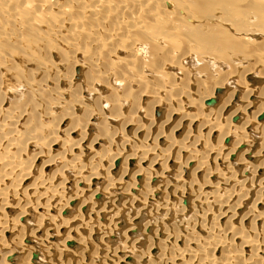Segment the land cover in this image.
I'll return each instance as SVG.
<instances>
[{"label":"bare ground","instance_id":"bare-ground-1","mask_svg":"<svg viewBox=\"0 0 264 264\" xmlns=\"http://www.w3.org/2000/svg\"><path fill=\"white\" fill-rule=\"evenodd\" d=\"M184 1L187 4L186 6L189 5L188 3L190 1L192 2V0H179V4H181L182 8V5H184ZM167 2L170 3L169 0H0V70L5 69L6 73L9 74L8 76H12L14 73L13 68L8 67V63L7 67H3L4 65L6 66V61L4 60H7V58H9L10 60H18L19 57V59L21 60V57L25 55L24 53L26 51H24V55L21 54V50H19L21 53L17 51L18 55L20 54V56L17 58L18 55L14 53L15 50L13 48L20 47V49H22L26 46V50L28 52V55H26L28 57L22 59L23 62L21 66H23L24 68H33L32 72L34 74L41 75L43 74V72L48 73V75H42L39 79H33L32 77L33 80L26 81L24 83L26 84V87H29V92L27 91L28 94L25 93L27 94L26 102L30 101L31 103L29 104H32V101L34 99V101L36 100L40 104H35V106L33 107L28 106L29 109H26L27 107L25 108V106L22 105L24 104V100L21 104H18L17 99L15 100V98H17L18 96L16 93L14 96H17L9 99V104L5 106L8 102L6 90H9V88L11 87L12 91L15 90L16 92V89H14V87L16 88L17 83L13 84L14 87H12V85L7 83V77L5 78L3 74H0L2 75L0 78V150L7 152L3 155H5L6 157L8 156L7 158H5V156H0V201H3V208L5 209V212L0 215V217H3L0 218V223L2 222L1 227H3L5 232L10 233L11 231H14L17 233L16 237L10 236L5 239H2L0 237V249L7 248L10 250V253L7 255L8 258L12 257L13 255H15L17 259L21 258V261L18 264H36L37 261L45 259V254L50 253L51 251H54L56 253L55 256L58 255L61 258L64 256V258H62V262L64 264V260L67 259V253H65L66 250L64 245L65 242H67L66 245H68V248L69 246L73 248L77 244L78 246L76 247H79L77 248L78 250H75L76 252L78 251L77 255L80 254V258L84 257V259H86L87 257L85 247H88L90 243L88 241L86 232H89V234H92V236L97 233L96 231L98 229H100V231L102 232L103 229H110L111 232V229H116L115 227L118 226V220L116 218L118 216L117 214H119V211L122 210L126 205L131 206V204H128L130 203L131 199L126 197L125 199L121 198V200H123H120V203L116 205L119 199V195H122V193L118 192L119 190H121L120 192L124 191L125 193L127 191H130V193L128 192L129 196H132L131 191L135 193L134 191L138 189L137 195L138 197H142L144 201L147 198L151 197L152 194H156L158 189L159 191H164L166 189L167 192H164L166 193L164 197L167 198L168 195H171L173 193L172 189L170 188L172 187V183H170V181L173 182V178H175L176 180L180 178L182 179V177L187 174L188 170L191 178L187 180L192 179V176L198 174L200 171L203 172V175H201V177L204 181L200 180L201 182H197L200 183L199 187L197 186L196 182L193 181L196 184L197 188L200 189L198 190L195 188L196 191L194 198H196V200H200V202L201 200H203V205H205L204 200L205 198H208V195L211 193V197H215L213 202L215 203V205H217V212H219L218 210H220V212L224 213L223 216H221L222 213L221 215H219L220 217L216 216L217 219L218 217L223 219L224 217H227L226 219H228V221L229 219L233 220L235 217L234 212L241 208L244 200L246 199H243L241 197H246L247 189L244 191L245 193L241 194L239 192V190L241 191V186L243 188V185H254L253 188L251 186V189L249 190V193L252 190V196L254 199L251 207L249 208L248 206L249 210L246 213L241 214V216L240 214H238V216H240L239 222L245 221L249 219L250 216H252L253 226L254 222L259 220L261 223V232H259L260 237L256 236V234L258 235V231L257 233H255L256 228L254 230L253 227H248L247 229L252 235H247L244 234V231L242 232V230H240L241 228L239 229L238 227H235L236 230L233 228L231 229L230 224L227 223L228 221H225V226H218L221 220H216L215 222L214 219V222H210L208 220L209 224H207V227L205 226V229H208L209 233L206 236L204 242H202V244H204L201 246L200 243H198V238L195 237L197 235H195L194 232L193 234L195 236L188 234V231L187 233H183L185 235L182 236V240L180 235H178V233L180 232L178 229L169 228L172 230L170 231V233L166 232V230L163 229L165 232L161 231V234L162 232L163 234H165L162 237L158 236L160 230H162L160 229L156 230V234L151 233L152 235L149 236L151 239L149 240L150 243L147 244L149 245V247H151L149 249L152 250L157 247L158 252L150 256L151 258L148 264H264V209L258 210L254 208L255 205H259L260 203L264 204V174L263 176L258 177L260 170H263L264 172V80H262V77L264 78V66L263 64H255V59L253 61L254 63L247 62L249 63V65L246 63L248 65L247 67L242 68L241 70L239 68L240 77L237 80H235L233 74L231 75L230 73L223 75V77H218V79H214L215 74L214 76L213 74H209L207 77L205 76V78L207 79L206 82L194 81L188 83L187 81H181L182 83H179L181 85L177 84L178 86L174 88L168 87L167 82H164L166 80L164 78L168 74H170V71L169 73H167L164 70H167V68L170 69V67L173 65L169 62L163 65L162 69L159 66L151 69L146 63H144L146 54H148L147 50H149L148 47L145 48L144 46L145 39L151 38L152 40L157 39L159 41L166 40V37H163L162 39L161 36L160 39L159 36L157 37L153 35V32L157 34V31L160 30L161 27L159 23L160 20L157 22V24L159 23L158 26L157 24H155L156 27H159L158 30L155 31L156 28L154 29L155 26L153 27L152 21L156 23V20L159 19H156V16L160 15V19L162 17L163 19L165 18L164 20L167 22V29L163 28L162 30H166V34H168V31L171 34L178 32L179 26L176 20H178V15L182 10L178 9V11L173 12L169 7H171L174 2L170 3L171 5ZM175 6L177 7V5ZM186 16L188 15H185V17ZM195 21L196 20L194 19L193 24L195 23ZM191 23L192 21L189 20V24ZM247 26L249 28V25ZM197 27L199 28L200 26L197 25ZM185 29L189 31V27ZM185 29L183 26L182 30L184 31ZM161 31H158L160 32V35H164V33H162ZM246 37H248V35ZM28 42L32 45V47H35V45H33V43L31 42H34V44L37 43V45L41 47V50L38 49V46L36 48L41 53L43 51L42 56L44 55V53L46 55L45 50H47V54L49 56L46 55L45 58L38 57L36 53L37 50H35V48L30 49L31 46ZM154 42H156V40ZM149 43L151 42L149 41L147 43V46ZM56 45H58V51L60 52L61 50V56L57 60H52L51 56L56 54V51L55 54L53 53V48ZM33 49L35 51H33ZM49 49L50 51H48ZM254 50H256V48ZM259 52H256L257 55L259 54ZM33 53H36L37 57L33 56ZM83 53H85V55ZM262 53L264 54V52ZM30 54H32V56ZM57 54L59 55V53ZM79 54H81L80 56L83 57V61L79 59V61L81 62H78L79 64H77L76 57ZM119 54H121V56ZM167 55V60L172 61V54L167 53ZM189 56L190 55L185 54L183 57H179L176 63L178 64L179 70L181 68H184L183 65H185L186 62H193V58H190L192 56ZM235 56L237 57L238 55ZM206 58H210L209 60L213 64H216V61H218L215 59H211L212 57H204V60ZM209 60L207 59L206 61L210 62ZM262 60L264 62V59ZM243 61L245 60H242V62ZM174 62H176V60ZM239 62H241V60ZM133 64L137 65V68L134 70H132V66H134ZM78 65L79 68H76L75 77L78 78V73L83 71L86 67H88V70H90L91 72V75L87 76L88 79L82 73V79H84V76L86 78L85 81H81L82 83H79L78 81L75 83L76 78H73V68ZM234 65L236 64L234 63ZM69 66L72 71L68 70ZM115 66H119L120 68V70L118 69V72L120 73L117 72V78L114 75L116 74V71H113L115 70ZM233 67H231V69H234L235 73L236 69ZM190 71L192 70L190 69ZM256 74L260 75L261 78L256 77ZM118 75L121 76L118 77ZM254 76L256 78H260V80L257 79L259 80V82L255 85L250 83L251 81H256V79L250 78ZM189 77L192 78V74L189 75ZM191 78H189L188 80H192ZM5 79L7 80V82H5L4 85L3 83L4 81H6ZM111 79H113L112 81L114 82H111ZM172 80H174V78ZM16 81L14 80V82ZM121 82L125 83V91L126 88L128 89V86L134 87V85L138 84L148 86L150 84L152 86V84L155 83L156 86L150 90L148 89V91H143L144 94H142V91L139 92V95L137 93V95L139 96L138 98H141L142 101L145 97L152 98V102L155 105L154 107H158V110L159 108L161 109L165 103L171 107H167L170 108V111H166L167 114L164 113V116L160 119V122H153L152 120H149L143 123L140 121L142 115L144 116V114H142V111L144 110H142L141 106L142 101L138 102V104L140 103V105H134V102L131 101L132 98H130V108L128 107L129 109L123 112V109H125V104H128V100L125 97V93L122 92L123 94L121 95L116 94V90L118 89L117 87H115ZM168 82L172 83L171 80ZM6 83L10 87H7V89L3 91L4 88L2 87V85H4L5 87L7 85ZM113 83H115L116 85H114ZM24 84L21 81L18 85L24 86ZM80 84L83 86V90L77 89V86H79ZM103 84H112L115 87H110L115 93L114 94L113 91L111 92L113 93V97H110V99L112 100V102L117 101V104H119V106L116 107L113 112L112 110H110L111 113H109V115L107 113V115L105 113L102 114V111H98L105 110L106 108L103 107V109H100L99 105L98 107H96V100L94 97H92L95 96L94 92L96 90H101V85L103 86ZM172 84L175 85V83ZM10 91L11 90H9L8 92ZM82 93L84 95H82ZM30 95L34 96L30 97ZM161 95H165V97L160 98ZM236 96L237 102L239 101L240 103L232 104V101ZM219 97L220 99H218V103V101L216 102V100ZM250 97H252L253 99L251 100ZM209 99H213V102L207 104V101ZM90 100H93L91 102V105L87 104V102H89ZM133 100L135 101V98ZM135 103L137 102L135 101ZM202 103H204V106L202 105ZM111 104H116V102ZM86 105H89L90 108ZM191 105H193L194 111L189 113L185 112L188 108L191 107ZM58 106H61L64 110L62 113L63 115L61 114L58 117L56 116V120H58V123L60 120L63 122L67 117L73 116V113L75 114L76 112L75 110L80 109V107H82L81 113H83L85 119H87V115L94 111L95 114L98 111L96 116L102 114L100 117L101 119L99 118L98 121L99 126L104 125V123L107 121L105 126L108 127L109 123H113L114 119L119 116H121V119H123V121H121L122 123H120L117 130L114 129L108 135L101 136L98 133H92L93 135H90L91 137H89V132L91 131L90 128H92L90 127L91 122L89 123L83 120L82 122L81 120H79L80 123H75V125L73 126L70 123L75 130L68 129L69 131L65 133V136H63V138H65L61 140V145L63 146V148L61 147L62 151H60L59 153L51 152L50 154H48L49 151H44V157L47 156L48 158L46 161L44 159L45 162L42 164V166L44 165V167L49 166L50 163L54 164L55 162H58L60 158L63 159L65 153L68 152L66 154H71L67 158L68 161L60 160L62 161V163L64 162L63 165L61 164V168L63 167L61 171H64V175L59 171L55 172L51 170L52 172L44 174L40 171L36 173L37 177H35V179L31 180L26 186H23L24 193L23 191H20V195H23L25 198L28 197V195L35 198V206L43 208L42 212L52 210V208H55L56 206H58L56 208H58L59 212H55V214L51 216H48L47 213L46 217L44 216L46 215L45 213L39 214V217H35L33 222L27 223V219L32 215L30 209L33 208L32 205H34L35 202L29 203L28 199L26 200L24 198L26 201H24L21 206L23 210H21L20 212L22 214H20V216L18 213L14 215L13 209L6 199L8 196H10V190L14 192L16 187H10L11 184L15 183V181L13 183H10V180H15L16 176H18L19 174L22 176L20 180L25 181L30 177V175H32L28 172L30 167L28 166V164L25 165L26 162L24 163V161L26 160H22L28 153V150H26L28 144L32 145V147L35 149L41 148L43 145H54L56 143L55 141L58 142L59 135H57V133H60V129H57V122L54 123V125L56 124V126H54L51 122L50 127L47 129L46 121V123L44 124L46 129H44V132L42 131L41 134H39L41 128L39 129V127H35L36 125L33 126L34 123H32V125L28 124L31 117L33 118L32 121L35 120V114L39 115L38 117L42 122H44L43 120H45L46 118H48V120L50 121V118L54 115V108ZM250 107H252L254 110H251L247 114L245 111L247 109L249 110ZM175 113L178 117L174 119L173 117L175 116ZM148 116L151 115L148 114ZM149 118L150 117H148V119ZM236 118L238 119L237 121H235ZM231 119L235 122H231ZM75 120L77 121V119ZM131 121L134 123V128L130 133H138V135L139 133H141L139 140L136 139V144H134L133 141L130 140V142H126V144L124 142V144L118 145L117 141L121 138L124 139V137H122L124 135H122V132H120V130H122L121 127L125 128L126 126H129L131 124ZM156 121H158V119H156ZM195 121L197 123L194 128L193 125ZM171 122L172 124L170 125L169 123ZM185 122L186 124L184 126ZM94 125L96 124H92V126ZM168 126L169 129L165 131L164 128ZM41 127L44 128L43 125H41ZM153 128H155V132H153ZM182 128V133L178 134V136L176 137L173 136L174 131ZM194 130L195 132H193ZM74 131H77L78 135L80 134L79 137L77 136V139L75 137L69 138V133H72ZM215 131H217L218 133L214 138L212 137V134ZM210 134L212 135L211 137ZM99 137H105V145L102 146L100 151L90 153V155L86 156L87 154L84 151H87L88 147L90 148L91 145L98 143V141L100 140ZM163 137H166V142L164 146H161V144L160 147L156 143V139H160ZM46 139L47 141H45ZM223 139L224 143L226 142V144L222 143ZM147 141H150L151 144H148ZM129 143L131 145V150L127 152L124 149V146H129ZM8 153H12L11 156L10 154L7 155ZM232 154H234V157H236L232 158ZM230 156L232 159H230ZM252 157H257V159L253 162L252 160H248ZM217 159L220 160L219 164H217ZM104 161L107 162V164H105V167L100 164ZM113 161L114 167L112 165ZM134 161H136V167L131 170V166ZM170 161H173L175 165L169 164ZM141 163H143V165ZM190 163L192 165H190ZM140 164L142 166H140ZM155 164H160L161 167L159 170H155L152 168ZM221 164L226 166L225 169L228 170L229 174L226 172V175L224 176V173L220 171L222 169L218 168ZM28 167L29 169L27 171ZM173 167H175L176 173L173 175V178H169V173L172 171V169H174ZM69 172H72V174L75 175L76 178L82 179V181L85 180V188H77L73 184L74 186L71 187V189L67 190L66 184L70 182L72 177V174ZM116 172H118L117 175ZM86 173L89 174L87 177ZM246 173L248 175H246ZM67 174H69V176ZM227 174L228 177L227 179H225ZM100 175L105 178V182L102 185L99 183V181L96 180L98 179L97 176ZM126 175H129V181L127 180L128 182L126 184L123 183L125 185L121 186V178ZM140 175H143V177L139 181L138 176ZM214 175H217L216 177H219L224 182L221 180L211 182L205 180L207 179L205 177L211 178ZM239 176H242V178L238 179ZM155 178L161 180L156 182ZM91 180L93 182L90 184ZM176 180L173 183L174 187H172L175 190L178 185ZM184 180H186V178H184ZM230 180H232V182L234 181L238 183L239 186L237 187H240V189H235L236 183L233 187L234 190L228 189L225 186L221 187L223 183L227 184ZM209 182L211 183V185L209 184ZM181 184H183V182ZM186 185L189 186V183H186ZM207 186L211 187L209 194H207L208 192H205V189L202 190ZM8 187L12 189H8ZM169 188L171 191H168ZM188 188H190V186ZM227 189L230 191H227ZM188 191L190 193V190ZM221 191L224 192V195H222ZM225 192H227V194H225ZM231 194H233V196L237 195L238 199L239 196L241 197L239 202L235 200V204L229 206L228 198L232 197ZM94 195H97V199H93ZM186 195H182V197L185 198L187 197ZM220 195H228L229 197L225 196L224 198H221ZM101 196H103V198ZM188 198L189 197L185 198V204L187 202L189 203L190 199L186 201ZM77 199L79 200V202L75 205V207H73L71 204L68 207V202L73 203ZM157 199L158 198H156L157 203L152 204V209H160V212L161 209H163L164 214H167L168 216V214H170L168 213V211L170 212V210L172 209L170 207L174 205V202H169V205L170 203L172 204V206H169V209L166 205V201L169 200L165 199V201L164 199H162V195L158 200ZM208 199L206 200V202L208 201ZM139 203L141 204L140 201ZM11 205L13 206L14 203ZM141 205L138 209L139 213L135 209V216H138L140 215V213H142V210L140 209H142V206L144 207V203L142 206ZM208 205L210 206V204ZM83 206H88V208L86 207V212L83 210V213H81L79 212V208ZM65 208L68 209L66 210L67 213L66 215L61 216L59 213H61V211ZM178 208L179 207L177 206L176 209L174 207V211H172V214H177L176 217L180 218L182 215L183 218V216L186 215V211L184 215L182 213V208V211H180V208L178 211ZM190 210L193 209H191L190 207ZM105 215L107 219H103L105 221L104 223L103 221L100 223L97 222V220L99 219L98 217L101 218ZM190 215L188 217H190ZM119 216L122 217V214ZM21 217L23 219H21ZM191 217L192 218H189L190 220L188 221V223L192 220L194 221L198 219H196V216L193 217V215ZM210 218H212V216ZM185 219L186 218H184L183 220ZM261 219L263 221H261ZM18 220L21 221V224L18 222ZM250 221L252 222L251 219ZM185 222L184 226L186 227L188 226V224L185 225ZM239 222L238 224L239 226H241L242 223ZM44 223L48 224V226L45 227V230L47 232L43 234L44 236H41V239L38 238L40 239V241L37 239V242H35V240L33 239L36 245H32L34 243L31 242V244L27 243L22 245L21 241L24 239V237L25 240L29 242V240H27L26 238L31 237V234L41 230V227H44ZM193 223L194 224L190 223L189 225L191 231L194 229V227L195 229H197L198 226L201 225L200 220H197ZM146 224L150 227L152 223L150 224L149 222H147ZM166 227L168 229V226ZM175 227L178 228L177 225ZM61 228H64V231L62 233H60L62 230ZM237 228L239 229V231H237ZM182 229L184 230V228ZM184 231H186V229ZM214 235L216 238L214 237ZM199 236L200 235L198 234V237ZM59 237V242H56V239ZM50 238H55V242L54 240H49ZM237 239H239L238 242H236ZM234 240L236 244L233 246L234 248H230L231 246L229 245H232V243L230 244V241L233 242ZM128 242L129 241H127L126 243ZM168 242L169 244H171V246H169ZM174 242H181V244L183 245H181L182 247L176 246ZM166 244L168 245V247ZM248 245H251L252 248L251 252L249 251L250 255L242 256V247H246ZM239 246H241V248H239ZM193 247H196V249H193ZM26 248L27 250L23 252L22 250H25ZM218 250L219 252L221 251V253L224 251L225 253L223 254H225L226 256H223V259H218L217 261L216 258H218V256H216L215 258V256L213 257V255L214 253H217ZM140 251H138V253L135 252L136 258H138V264H142V259L145 258V252H147V250H142L144 251L143 253ZM135 255L133 257H135ZM121 258L122 256L113 259V264H133V262L135 263L136 259L134 258L133 262L131 261L125 263ZM8 260L10 262H5V264H17L12 258H9ZM144 263L145 262H143V264ZM90 264H94V262H91Z\"/></svg>","mask_w":264,"mask_h":264},{"label":"rangeland","instance_id":"rangeland-1","mask_svg":"<svg viewBox=\"0 0 264 264\" xmlns=\"http://www.w3.org/2000/svg\"><path fill=\"white\" fill-rule=\"evenodd\" d=\"M166 1H168V0H166ZM170 1V3H175V1L176 0H169ZM191 2V1H190ZM188 3L189 5L188 6H186L187 4L185 3V1L183 2L184 3V5H182L183 6V8L181 7V4H179V0H177L176 1V3L174 4L173 3V5L171 6V7H169L173 12H175V11H178V9L179 10H182L181 11V13L180 14H183V15H178V20H176L177 22H178V26H179V28H178V32H176V33H174V34H171V33H169V31H168V34H166L165 32H166V30L165 31H163L162 29L164 28V29H167V27H166V25H167V22L163 19V17L160 19V15H158V16H156V19H158V20H156V23H154V21H152V24H153V27L155 26V24H157V22L160 20L161 22H162V24H161V22L159 21V23H160V26L162 27H160V30H158V28L159 27H154V29H155V31H161L162 33H164V35L162 34V35H160V32H158L157 31V34H155V32H153V35L154 36H159V38L162 36V39H163V37H166V40H157V39H154V40H152L151 38H146L145 39V48L146 47H148V49L149 50H147V53L148 54H146V57H145V59H144V63H146L147 65H148V67L149 68H151V69H154L155 67H157V66H159V67H161V69H162V67H163V65H165L166 63H169L170 62V64H172L173 66H171L170 67V69L169 68H167V70H164L165 72H167V73H169V71H170V74L172 75H170V74H168L164 79H166L164 82L166 83L167 82V86L168 87H176V86H178V85H181V84H179V83H182L183 81H187L188 83H190V82H196V81H202V82H206V78H205V76L207 77L209 74H213V76H214V74H215V76H214V79H218V77L220 78V77H223V75H226L227 73L229 74H233V76H234V79L235 80H237V79H239V77H240V70L242 69V68H245V67H247L248 65H249V63L251 62V63H254L255 62V64L256 63H258V64H263V66H264V62H263V60L262 59H264V54L262 53V52H264V0H192V2L191 3ZM196 4H195V3ZM168 4H170L169 2H167ZM179 4V5H178ZM192 4V5H191ZM171 5V4H170ZM175 5H177V7L175 6ZM190 6V7H189ZM172 7H174V8H172ZM178 7H180V8H178ZM184 9V10H183ZM188 9H190V10H188ZM195 11V12H194ZM183 12V13H182ZM195 13V14H194ZM228 13H230V14H228ZM185 15H188V16H186L185 17ZM190 15V16H189ZM184 16V17H183ZM189 17V18H188ZM195 17V18H194ZM232 17V18H231ZM182 20H181V19ZM190 18H192V19H190ZM231 18V19H230ZM194 19L197 21H195V23L193 24V22H194ZM221 19V20H220ZM222 19H223V21H222ZM185 20V21H184ZM189 20L190 21H192V23L191 24H189ZM220 20V21H219ZM228 20V21H227ZM209 21V22H208ZM183 22H184V24H183ZM187 24H186V23ZM199 22H201V23H199ZM159 23L157 24V26L159 25ZM182 24V25H181ZM194 26H193V25ZM202 26H201V25ZM223 24V25H222ZM253 24H254V26H253ZM192 25V26H191ZM197 25L198 26H200L199 28L197 27ZM247 25H249V28H248V26ZM164 26V27H163ZM183 26H184V29L185 28H188L189 27V31L187 30V29H185L184 31L182 30L183 29ZM166 27V28H165ZM195 27V28H194ZM197 27V28H196ZM248 28V29H247ZM260 29V30H259ZM188 32H187V31ZM201 30H203V31H201ZM259 30V31H258ZM183 31V32H182ZM187 32V33H186ZM241 32V33H240ZM255 32V33H254ZM186 34H188V35H185ZM242 37H241V36ZM248 35V37H246ZM161 39V38H160ZM170 39V40H169ZM156 40V42H154ZM193 40V41H192ZM151 42V43H149L148 44V46H147V43L148 42ZM147 42V43H146ZM161 42V43H160ZM193 42V43H192ZM29 43V42H28ZM27 43V44H28ZM31 43H33V45H35V47L33 46L32 47V45L29 43V45L31 46V48L30 49H32V48H35V50H37L36 51V53H37V55H38V57H43V58H45V56L46 55H48L47 53V50H45V52H46V55H45V53H44V55L42 56V54H43V51H42V53L41 52H39V50H41V47L39 46V45H37V43H35L34 44V42H31ZM155 45H154V44ZM162 43H164V44H162ZM168 43V44H167ZM170 43V44H169ZM189 43V44H188ZM29 45H27V46H29ZM38 46V49L36 48ZM57 46L58 45H56L54 48H53V53L55 54V51H56V56L55 55H52L51 56V58H52V60L53 59H55V60H57V59H59V57L61 56V50H60V52L58 51V48H57ZM189 46V47H188ZM258 46V47H257ZM168 47V48H167ZM256 48V50H254ZM263 48V49H262ZM15 51H14V53H16V55H18V53H17V51H19V50H21L22 51V53L19 51V53H21V54H23L24 53V51H26L24 54L26 55H28V52H27V48H26V46H25V48H22V49H20V47H17V48H13ZM17 49V50H16ZM168 49H169V51H168ZM262 49V50H261ZM34 49H33V51H35ZM257 50H259V51H257ZM48 51H50V49L48 50ZM262 51V52H261ZM188 54V55H190V56H192V57H190L191 59L193 58V62L191 63L190 61H188V62H186V64L185 65H183V67L184 68H181L180 70H179V67H178V64H176L177 63V61H178V59H179V57H183L185 54ZM256 52H259V54L257 55V53ZM36 53H33L34 55L33 56H36L37 57V55H36ZM57 53H59V55L57 54ZM167 53H171L172 54V56H171V59H172V61H168L167 60V57H168V55H167ZM190 53V54H189ZM23 54V55H24ZM84 55H85V53H83ZM15 55V54H14ZM23 55H21V56H23ZM23 56V57H21V60L19 59L20 57V54L17 56V58H18V60H16V59H13V60H10L9 58H7V60H4V61H6V66L4 65L3 67H7V63L9 64L8 65V67H12L13 68V77L12 76H8L9 74H7L6 73V70L5 69H3V70H0V74H3L4 75V77L8 80V82H7V80L6 81H4V85H5V82H7L8 84H10V85H12V87H14V85L13 84H16V88L14 87V89H16V92H15V90L14 91H12V89H11V87L7 84L5 87H4V85H2V87L4 88V90L3 91H5L6 89H7V87H10L9 88V90H11L10 92H8L9 90L7 89L6 90V93H7V98H8V102L6 103V105L5 106H7L8 104H9V99H11V98H14V97H16L17 95V98H15V100L17 99V102H18V104H21L22 103V101L24 102V104H22V105H24L25 106V108L26 109H29V107L30 106H35V104L37 105V104H39L36 100L34 101V99H33V103L32 104H29V103H31L30 101H27L26 102V100H27V98H26V95L28 94L27 93V91H28V86L26 87L25 85L26 84H24L26 81H31V80H33L34 78L35 79H39L42 75H48V73H46V72H43V74H34L33 72H32V69L33 68H24L23 66H21V64H22V62H23V60L22 59H24V58H27L28 56L26 55V56ZM31 56H32V54H30ZM81 54H79L76 58H77V64H79L81 61H83V57H81L80 56ZM120 56H121V54H119ZM207 55V56H206ZM235 55H238L237 57L235 56ZM30 56V57H31ZM49 56V55H48ZM122 56H123V54H122ZM125 56V55H124ZM251 56H252V58H251ZM53 57H55V58H53ZM204 57H212L211 59H215V60H218V61H216V64H213V63H211V61L209 60L210 58H206L205 60H204ZM248 58H249V60H248ZM79 59L81 60V61H79ZM125 59V58H124ZM176 60V62H174L175 60ZM209 60L210 62H208V61H206V60ZM251 59V60H250ZM256 59V60H255ZM174 60V61H173ZM204 62H203V61ZM241 60V62H239ZM242 60H245V61H243L242 62ZM255 60V61H254ZM262 60V61H261ZM195 61V62H194ZM221 61V62H220ZM238 61V62H237ZM254 61V62H253ZM258 61V62H257ZM261 61V62H260ZM10 62V63H9ZM79 62V63H78ZM136 62V61H135ZM134 62V63H135ZM174 62V63H173ZM207 62V63H206ZM228 62V63H227ZM231 62V63H230ZM247 62H249V63H247ZM226 64V65H224V64ZM234 63L236 64V65H234ZM238 63H240V64H238ZM248 65H247V64ZM11 64V65H10ZM120 64V63H119ZM136 64V63H135ZM218 64V65H217ZM223 64V65H222ZM233 64V65H232ZM238 64V65H237ZM134 65V64H133ZM192 65V66H191ZM217 65V66H216ZM230 65V66H229ZM232 65V66H231ZM241 65V66H240ZM251 65V64H250ZM15 66H16V68H15ZM72 66V65H71ZM189 66V67H188ZM225 66V67H224ZM227 66V67H226ZM234 66V67H233ZM237 66V67H236ZM239 66V67H238ZM135 67V68H134ZM214 67V68H213ZM231 67H233V68H235L236 70H235V73H234V69H231ZM76 68H79V65L78 66H75L74 68H73V78L75 77V75H76ZM137 68V65H134V66H132V70H134V69H136ZM239 68H240V70H239ZM26 69H28V70H26ZM89 68L88 67H86L83 71H81L80 73H78L79 74V77L77 78V77H75L76 78V80H75V83L78 81L79 83H82L81 81L82 80H84L85 81V76L87 77V76H90L91 75V72H90V70H88ZM120 70V68H119V66H115V70H113L116 74H114L115 76H116V78H117V72ZM190 69L192 70V71H190ZM68 70L69 71H72V69H70V66H69V68H68ZM147 70H149V69H147ZM1 71H2V73H1ZM238 71V72H237ZM88 72V73H87ZM214 72V73H213ZM5 73H6V75H5ZM31 73V74H30ZM46 73V74H45ZM82 73L85 75L84 76V79H82L83 78V75H82ZM118 73H120V72H118ZM192 74V78L191 77H189V75H191ZM175 75V76H174ZM235 75H237V76H235ZM1 76L2 75H0V78H1ZM18 76H19V78H18ZM114 76V77H115ZM119 76H121V75H118V77ZM174 76V77H173ZM31 77V78H30ZM32 77H33V79H32ZM191 78L192 80H188L189 78ZM199 77V78H198ZM236 77V78H235ZM255 77V76H254ZM254 77H250V78H253V79H256V81H251L250 83L251 84H257L258 82H259V80H260V75H258V74H256V77H260V78H254ZM30 78V79H29ZM115 78V79H116ZM174 78V80H172ZM186 78H188V79H186ZM23 82V84H24V86H20V85H18L21 81ZM24 79H26V80H24ZM78 79V80H77ZM87 79H88V77H87ZM172 81V83H175V85L174 84H172L171 82L169 83L168 81H170V80ZM202 79V80H201ZM213 79V80H214ZM257 79H259V80H257ZM14 80L16 81V80H18V81H16V82H14ZM80 80V81H79ZM113 79H111V82H114V81H112ZM161 80V79H160ZM262 80H264V78L262 77ZM162 81V80H161ZM174 81V82H173ZM182 81V82H181ZM9 82H11V83H9ZM73 82H74V80H73ZM63 83V82H62ZM153 83V82H152ZM157 83V82H156ZM114 85H116L115 83H113ZM124 84V85H123ZM171 84V85H170ZM178 84V85H177ZM63 85V84H62ZM108 85H110V84H103V86L101 85V90L99 89V90H96L94 93H95V96H92V97H94L95 98V106L96 107H98V105L100 106V109L102 108L103 109V107L104 108H106L105 110H98V111H102L103 113L102 114H108L109 115V113H111V111L110 110H112V112L114 111V109L116 108V107H118L119 106V104H117V101H114V102H112V100L110 99V97H113L112 95H113V93H114V91L110 88V87H114L112 84V86L110 85V86H108ZM206 85V84H205ZM18 86H19V88H18ZM105 86V87H104ZM108 86V87H107ZM124 86H125V83H123V82H121V83H119L118 85H116L115 87H117V89L118 90H116L117 91V93L116 94H119V95H121V94H123V93H125V97L127 98V100H128V104L126 103L125 104V109H123V112L124 111H126L127 109H129L130 107V103H131V101H133L134 102V105H136V104H138V102H141L142 100H141V98H138L139 96V92H141L142 91V94H144L143 93V91H148V89L150 90V89H152V88H154L156 85H155V83H153L152 84V86L149 84V86L148 85H134V87H131V86H128V89L126 88V91H125V89H124ZM147 86V87H146ZM1 87V88H2ZM114 87V88H115ZM126 87V86H125ZM145 87V88H144ZM124 90H123V89ZM18 89V90H17ZM67 89H70V88H67ZM77 89L78 90H83V86L80 84L79 86H77ZM77 89H75V90H77ZM140 90V91H139ZM113 91V93H111ZM121 91V92H120ZM171 91H172V89H171ZM29 92V91H28ZM96 92H97V95H96ZM123 92V93H122ZM15 93L17 94L16 96H14L15 95ZM25 93H27V94H25ZM137 93H138V95H137ZM25 94V95H24ZM43 94V93H42ZM44 94H45V92H44ZM115 94V93H114ZM135 94H136V96H137V99H136V96H135ZM82 95H84L83 93H82ZM118 95V96H119ZM34 96V95H33ZM33 96H31L30 95V97H33ZM101 96V97H100ZM220 96H221V94H220ZM238 96V95H237ZM237 96L234 98V100L232 101V104H238V103H240L239 101L237 102ZM165 97V95H161V97L160 98H164ZM97 98H98V100H97ZM130 98H132V100L130 101ZM135 98V101L137 102V103H135V101L133 100ZM18 99H19V101H18ZM218 99H220V97L219 98H217V100H216V102L218 101V103H219V100ZM250 99L252 100L253 98L252 97H250ZM13 100V99H12ZM94 100V99H93ZM92 100V101H93ZM149 100V101H148ZM91 100L89 101V102H87V104H89V105H91V102H92ZM153 101V99L152 98H148V97H145L144 98V100L142 101V103H141V106H142V114H144V116L142 115V118L140 119V121L141 122H143V123H145L146 121H149V120H152L153 122H160V119L161 118H163V116H164V113H166L167 114V112H169L170 111V106H168L167 104H165L164 103V105H163V107L160 109L159 108V110L157 109V108H155L154 106V103L152 102ZM20 102V103H19ZM26 102V103H25ZM108 102V103H107ZM116 102V104H111V103H115ZM133 102H132V104H133ZM103 103H105V104H103ZM29 104V105H28ZM102 104V105H101ZM153 104V105H152ZM40 105V104H39ZM89 105H86V106H88L89 108H90V106ZM138 105H140V103L138 104ZM202 105L204 106V103H202ZM29 106V107H28ZM145 106V107H144ZM166 106V107H165ZM210 106V105H209ZM129 107V108H128ZM153 107V108H152ZM167 107H170V108H167ZM81 108L82 107H80V109H76L74 112H75V114L73 113V116H71V117H73V118H71V117H67L66 118V120H64L63 122L60 120L59 121V123H58V120H56L57 118H56V116L58 117V116H60L62 113H63V109H62V107L61 106H58V107H55L54 108V111H53V119H52V117L50 118V121L48 120V118H44L45 120H43L44 122H42L40 119H39V115L38 114H35V117H34V121H32L33 120V118L31 117L30 118V121L28 122V124H30V125H32V123H34L33 124V126L34 125H36L35 127H39V129H40V132H39V134H41L42 133V131L44 132V129H46L45 128V123H46V121H47V123H46V127H47V129L50 127V123L52 122L53 123V125H54V123H58V126H57V129L60 131V133H57V135H59L58 137H59V140H58V142L57 141H55L56 143L54 144V145H43L41 148H33L32 147V145H27V148H26V150H28V153H27V155L22 159L23 161L24 160H26V161H24V163H25V165L26 164H28V166L30 167V169H29V167L27 168V171H28V169H29V173L30 174H32V175H30V177L28 178V179H26L25 181H23V180H20L21 179V175H19L18 174V176H16V178H15V180L14 179H11L10 180V183L12 182H14L15 181V183H13V184H11L10 185V187H14V186H16L15 187V191L14 192H12V190H10V196H8L6 199H7V202H9V204H10V206H11V208L13 209V212H14V215L16 214V213H18L19 214V216H20V214H22L20 211L21 210H23L22 209V204H23V202L24 201H26L27 199H28V201H29V203H34V205H32L33 206V208H31L30 209V211H31V216H29V218L27 219V223L28 222H33L34 221V218L36 217H39V214H42V213H45L46 215H44L45 217L47 216V213H48V216H51V215H53V214H55V212H59V210H58V208H56V207H58V206H56L55 208L53 207L52 208V210H48L47 212H42L43 211V208H41V207H38V206H35V204H36V201H34V199L35 198H33L32 196H30V195H28V197H24L23 195H20V193L24 190L23 189V186H26L31 180H33V179H35V177H37V175H36V173H38V172H42L43 174L44 173H49V172H52V171H59V172H61V174H63L64 175V171H61L62 170V168H61V164L63 165L64 164V162L62 163V161H60V160H63V161H68L67 160V158L71 155L70 153L69 154H66V153H68V152H66L65 153V155H64V157H63V159H59V163L58 162H55L54 164L53 163H50V165L49 166H46V167H44V165L42 166V164L47 160V156H45L44 157V151H49V153L48 154H50L51 152L52 153H59L60 151H62V149H61V147L63 148V146L61 145L62 143H61V140H63L64 138H63V136H65V133L66 132H68L69 130L68 129H74L72 126L73 125H75V123L77 124L78 122H79V120H83V121H86V122H91L90 124H91V126L90 127H92V128H90V132H89V137H91L93 134H95V133H98V134H100L101 136H106V135H108L110 132H112L114 129H118V126L120 125V123H122L121 121H123V119H121V116H119V117H117V118H115L114 119V122L112 123V122H110L109 123V126L108 127H106L105 126V124L107 123V121L104 123V125H102V126H99V124H98V121H99V118L101 117V115H97L96 116V114H97V112H96V114H95V111L94 112H91L89 115H87V119H85L84 118V116H83V113H81ZM146 108V109H145ZM152 108V109H151ZM83 110H84V108H83ZM82 110V111H83ZM169 110V111H168ZM251 110H254L252 107H250L249 108V110L247 109L245 112L248 114ZM167 111V112H166ZM194 111V109H193V105H191V107L190 108H188L185 112H193ZM93 113H94V115H93ZM106 114V115H107ZM148 114H150L151 116H148ZM63 115V114H62ZM80 116V118H79V116ZM33 116V115H32ZM92 116H94V117H92ZM148 117H150L149 119H148ZM178 116L176 115V113H175V116L173 117L174 119L175 118H177ZM54 118H55V120H54ZM84 118V119H83ZM91 118H93V119H91ZM238 118H239V115H238ZM37 119V120H36ZM59 119V118H58ZM75 119H77V121L75 120ZM101 119V118H100ZM156 119H158V121H156ZM52 120V121H51ZM72 120V121H71ZM238 119L236 118V120L235 121H237ZM74 121H76V122H74ZM82 121V122H83ZM231 122H235V121H232V119L230 120ZM93 122V123H92ZM36 123H40L39 125L38 124H36ZM49 123V124H48ZM61 123H63V124H61ZM72 124V126H71V124ZM80 123V122H79ZM88 123V124H89ZM196 121L194 122V125H193V127L195 128V126H196ZM92 124H96V125H94V126H92ZM170 125L172 124V122L171 123H169ZM185 124H186V122L184 123V126H185ZM38 125V126H37ZM41 125H43V127L44 128H42L41 127ZM169 125V126H170ZM54 126H56V124L54 125ZM169 126L168 127H166V128H164L165 129V131L167 130V129H169ZM114 127V128H113ZM113 128V129H112ZM122 128V130H120V132H122V135H124V136H122V137H124V139H119L118 141H117V143H118V145L119 144H124V142H125V144H126V142L128 143V142H130V140L131 141H133V143L134 144H136L137 143V140L136 139H138L139 140V138H140V136H141V133H139V135H138V133H136V134H133V133H130V132H132V129L134 128V123L131 121V124L129 125V126H126L125 128L124 127H121ZM155 128H153V132H155V130H154ZM64 130V131H63ZM75 130V129H74ZM182 131H183V128L182 129H179V130H176V131H174L173 132V136H178V134H180V133H182ZM193 132H195V130L193 131ZM203 132H205V131H203ZM76 133H77V135H76ZM93 133V134H92ZM217 131H215L212 135L210 134V137L212 136V137H216L217 136ZM134 135V137H136V138H134L133 137V135ZM80 135V134H79ZM79 135H78V132L77 131H74V132H72V133H69V135H68V137L69 138H76L77 139V136L79 137ZM91 135V136H90ZM67 137V136H66ZM128 139H127V138ZM100 138V140L98 141V143H96V144H94V145H91L90 146V148L88 147V149H87V151H84V152H86V156H88V155H90V153H93V152H97V151H100V149L102 148V146L103 145H105V137H99ZM89 139V138H88ZM166 137H163V138H157L156 139V143L158 144V146H160L161 144V146H164V144H165V142H166ZM231 139V138H230ZM122 140H125V141H122ZM45 141H47V139L45 140ZM87 143V142H86ZM147 143L148 144H151L150 143V141H147ZM223 144H226V142L224 143V139H223V142H222ZM131 145H130V143H129V146L128 145H126V146H124V149L127 151V152H129L130 150H131V147H130ZM160 146V147H161ZM28 147H29V149H28ZM45 147V148H44ZM37 149H38V153H37ZM46 149V150H45ZM49 149V150H48ZM39 150H40V152H39ZM42 152V153H41ZM4 153H7V152H4L3 150H0V156H5V155H3ZM40 153V154H39ZM72 153V152H71ZM10 154V156H11V154L12 153H8L7 155H9ZM16 154V153H15ZM39 154V155H38ZM43 154V155H42ZM36 155V156H35ZM232 156V158H235L234 157V154H232L231 155ZM231 156H230V159H232L231 158ZM8 157V156H7ZM6 156H5V158H7ZM20 157H22V156H20ZM40 157V158H39ZM44 159H45V161H44ZM257 159V157H252V158H250V159H248V160H252V162L253 161H255ZM228 160H229V158H228ZM219 161L220 160H218L217 159V164H219ZM29 162H30V164H29ZM41 162V163H40ZM61 162V163H60ZM215 162V161H214ZM23 163V164H24ZM225 163V162H224ZM34 166H33V165ZM60 164V165H59ZM103 167H105L106 165L105 164H107V162L106 161H104V162H101L100 163ZM142 165H143V163H141ZM140 164V166H142ZM169 164H173V165H175L174 163H173V161H170L169 162ZM51 165H52V167H51ZM113 167H114V161H113ZM190 165H192L191 163H190ZM189 165V166H190ZM211 165H212V163H211ZM188 166V167H189ZM1 167V166H0ZM136 167V161H134L133 162V164H132V166H131V170H133L134 168ZM160 164H155L152 168L153 169H155V170H159L160 169ZM172 167V166H171ZM60 168V169H59ZM174 169H172V171L169 173V175L171 176H169V178H173V175L176 173V170H175V167H173ZM219 169L221 168L222 170H220V171H222L223 173H224V176L226 175L225 173L227 172L228 173V170L227 169H225L226 168V166H224L223 164H221L219 167H218ZM32 169V170H31ZM39 169V170H38ZM177 169V168H176ZM3 170V169H2ZM32 172H31V171ZM52 170V171H51ZM117 171V170H116ZM69 173H71L72 174V172H69ZM117 173L118 172H116V175H117ZM249 173V172H248ZM0 174H1V168H0ZM70 174V175H71ZM87 175H86V177L89 175L88 173H86ZM229 174V173H228ZM228 174H227V176H226V178L225 179H227V177H228ZM263 174H264V172H263V170H260V172H259V175H258V177H260V176H263ZM62 175V176H63ZM68 176H69V174H67ZM115 175V176H116ZM201 175H203V172L202 171H200L198 174H195L194 176H192L193 178H195V179H190V180H187V179H189V178H191V176L189 175V170L187 171V174L185 175V176H183L182 177V179L180 180V179H178V180H176L175 178H173L172 180H173V182H171L170 181V183H172V187H174V185H173V183L175 182V180H176V182H177V184L179 185V187H178V185H177V188H178V190H177V188H176V190L175 189H173L172 187H170L171 189H172V194L171 195H168L167 196V198H165L164 196L166 195V193H164V192H167V190L165 189L164 191L162 190V191H159V189H158V191L156 192V194H152L151 195V197H149V198H147L146 200H144L143 201V199H142V197H138V195H137V193H138V189L137 190H135L134 192L135 193H133L132 191H131V194H132V196H129V193H130V191H127L126 193L124 192H120L121 190H119L118 192L119 193H122V195H119V199H118V201H117V204L116 205H118V203H120V200H121V198H124L125 199V197L126 198H129V199H131L130 200V203H128V204H131V206L130 205H126V206H124L123 207V209L122 210H120L119 211V214H117L118 216L119 215H121L122 214V217H118L117 216V220H118V223H117V227H115L116 229H111V232H110V229H103V232L102 231H100V229H98L96 232L97 233H95L93 236H92V234H89V232H86L87 234V236H88V241L90 242L89 243V246L87 247H85L86 249V259H84V257L83 258H80L81 256H80V254H78L77 255V253H78V251L76 252L75 250H78L77 248H79V247H76V246H78L77 244L72 248L71 246H69V248H68V245H66L67 244V242H65L64 243V245H65V253H67V255H66V260H64V264H90L91 262H94V264H113V262H114V260L113 259H115V258H117V257H119V256H122V261L123 262H133L134 261V258H136V253H138V251H140V252H144L145 250H147V252H145V254H146V256H145V260L144 259H142V264H143V262H145L144 264H146V261H147V264L149 263V260H150V256H152V255H154V254H156L157 252H158V248L156 247V248H154V249H152V250H150L149 248H151V247H149V245H147L148 243H150V241L149 240H151L150 239V235H152V234H156V230H160V229H162V230H160V233L158 234V236H160V237H162L164 234H163V232H162V234H161V231H164V230H166V232H168V233H170V231H172L171 229H178L180 232V234L178 233V235H180V237H181V239L183 240V238H182V236H184L185 234H183V233H187V231H188V234H191V235H194L193 234V232L195 233V235H197V236H195V237H197L198 238V243H200V246L201 245H203L202 244V242H204V240L206 239V236L208 235V229H205V226L207 227V224H209V221L210 222H214V220H215V222H216V220H221L220 222H219V224H218V226H225L226 225V223H225V221H228V219H226L225 217H224V219L223 218H219L220 216L219 215H221V213L222 212H220V210H218L219 212H217V205H215V203L213 202L214 201V198L215 197H211V193L209 194V191L211 190V187L210 186H207V187H205V188H203L202 190H204L205 189V192L207 193V194H209L208 195V198H205V200H204V204L205 205H203V200H201V202H200V200H196V198H194L195 197V191H196V189H198V190H200L199 188H197V186L199 187V185H200V183H197V182H199L200 180L202 181L203 180V178L201 177ZM245 175V174H244ZM246 175H248L247 173H246ZM72 177H71V180H70V182H68L67 184H66V186H67V190H69V189H71V187H73L74 185H75V187H77V188H85V180L84 181H82V179H79V178H76L75 177V175H71ZM189 176V177H188ZM217 175H214L213 177H211V178H209V177H205V178H207V179H205L206 181H223L222 179H220L219 177H216ZM34 177V178H33ZM64 177V176H63ZM75 177V178H74ZM139 177V181L142 179V177H143V175H140V176H138ZM97 178L98 179H96L97 181H99V183L102 185V184H104V182H105V178L104 177H102L101 175L100 176H97ZM135 178H137V177H135ZM184 178H186V180H184ZM202 178V179H201ZM241 179L242 178V176H239L238 177V179ZM75 179V180H74ZM156 179V178H155ZM158 179V178H157ZM156 179V182L157 181H160L161 179H158L157 180ZM129 181V175H126V176H123V178H121V186H124L128 181ZM171 180V179H170ZM183 180V181H182ZM123 181H125V182H123ZM179 181H180V183H179ZM188 181V182H187ZM193 181H195L196 182V184H197V186H196V184L193 182ZM200 181V182H201ZM204 181V180H203ZM80 182V183H79ZM93 181L91 180L90 181V184L92 183ZM183 182V184H181ZM209 182V184L211 185V183ZM224 182V181H223ZM230 182V183H229ZM227 184H225V183H223L222 185H221V187H223V186H225L226 188H228V189H233V187H234V185H235V183L236 182H232V180H230ZM18 183V184H17ZM20 183V184H19ZM123 183H125V184H123ZM186 183H189V186H190V188H188L189 186L188 185H186ZM191 183V184H190ZM16 184V185H15ZM74 184V185H73ZM89 184V185H90ZM154 184V183H153ZM182 185V187H181V185ZM220 184V183H219ZM230 184V185H229ZM194 185V186H193ZM218 185V184H217ZM187 186V187H186ZM236 187H235V189H240V187H237V186H239V184L238 183H236V185H235ZM251 186H252V188H253V186L254 185H252V184H247V186L246 185H243V188H242V186H241V191L239 190V192L241 193V194H243V193H245L244 191L247 189V191H246V197L244 196V197H241V196H239V199H238V197H237V195H235V196H233V194H231V196L232 197H230V198H228L229 199V206L230 205H232V204H235L234 203V201L236 200L237 202H239V200H240V197L241 198H243V199H245L244 200V202H243V205L241 206V208H239L237 211H235L234 212V219L233 220H231V219H229V221L227 222V223H229L230 224V228L232 229H235V227H238L240 230H242V232L244 231L245 233L244 234H247V235H252L250 232H249V230L247 229L248 227H253L254 228V230H255V228H256V232L255 233H257V231H258V235L256 234V236H258V237H260L259 236V232H261L260 230H261V226H260V221L258 220V221H255L254 222V226H253V217L252 216H250L249 217V219H247V220H245V221H240L242 224H241V226H239V224H238V222H239V220H240V216H241V214H243V213H246L248 210H249V208L251 207V205H252V203H253V194H252V190H251V192L249 193V190L251 189ZM10 187H8V189L10 188ZM20 187V188H19ZM175 187H176V185H175ZM12 188H10V189H12ZM26 188H28V187H26ZM170 188H169V190L168 191H171L170 190ZM180 188V189H179ZM193 188V189H192ZM196 188V189H195ZM245 188V189H244ZM17 189H19V190H17ZM141 189V188H140ZM183 191H182V190ZM191 189H192V191H191ZM195 189V190H194ZM227 189V191H230V190H228ZM187 192H186V191ZM188 190H190V193H189V191ZM234 190V189H233ZM18 191H19V193H18ZM21 191V192H20ZM194 191V192H193ZM12 192V193H11ZM129 192V193H128ZM178 192V193H177ZM186 192V193H185ZM222 192V191H221ZM14 193V194H13ZM23 193H24V191H23ZM22 193V194H23ZM176 193H177V195H176ZM191 193H192V195H191ZM194 193V194H193ZM136 194V195H135ZM187 194V195H186ZM225 194H227V192H225ZM25 195V194H24ZM161 195H162V199H166V200H169V201H166V205L168 206V208H169V206H172V204L170 203V205H169V202H174L173 204V206L172 207H170V208H172L171 210H170V212L168 211V213H170V214H168V216H167V214H164V210L163 209H161V212H160V209H152V204H156L157 203V201H156V198H160L161 197ZM182 195L183 196H187V197H189L186 201H188L189 199V203L187 202L186 204H185V198H187V197H182ZM222 195H224V192H222ZM222 195H220L221 196V198H224L225 196H227V197H229L228 195H225V196H222ZM22 196V197H21ZM97 195H94L93 196V199H97V197H96ZM137 196V197H136ZM252 196V197H251ZM102 198H103V196H101ZM132 197V198H131ZM191 197V198H190ZM26 200H25V199ZM133 199V200H132ZM140 199V200H139ZM157 199V200H158ZM184 199V200H183ZM208 199V201L206 202V200ZM17 200V201H16ZM21 200V201H20ZM123 200V199H122ZM121 200V201H122ZM210 200V201H209ZM31 201V202H30ZM139 201L141 202V204L143 205V203H144V207L139 203ZM150 201V202H149ZM195 201V202H194ZM235 201V202H236ZM16 202V203H15ZM79 202V200L77 199L76 201H74L73 203H70V202H68V207H69V205L71 204L73 207H75V205L77 204ZM199 202V203H198ZM208 202H210V203H208ZM14 203V205L12 206L11 204H13ZM137 203V204H136ZM165 203V202H164ZM168 203V204H167ZM192 203H194V204H192ZM197 205H196V204ZM213 203H214V205H213ZM133 204V205H132ZM136 204V205H135ZM147 204V205H146ZM208 204H210V206L208 205ZM262 203H260L259 205H255V207L254 208H256V209H258V210H263L264 209V204H262ZM137 205H138V207H137ZM140 205L142 206L141 208L142 209H140V210H142V213H140V215H136L135 216V209L138 211V209H139V207H140ZM187 205V206H186ZM196 205V206H195ZM202 207H201V206ZM213 207H212V206ZM3 201L1 202L0 201V215H2L4 212H5V209L3 208ZM26 206V205H25ZM35 206V207H34ZM176 206L177 207H179L180 208V211H182V213L185 215V211H186V215L185 216H183V218H182V215H181V218L180 217H176V215L177 214H172L173 212L172 211H174L173 209H174V207H175V209H176ZM181 206V207H180ZM183 206V207H182ZM195 206V207H194ZM207 206V207H206ZM248 206H249V208H248ZM257 206H259V207H257ZM14 207V208H13ZM86 207L88 208V206H83V207H81V208H79V212H81V213H83V210L86 212L87 210H85L86 209ZM137 207V208H136ZM190 207H191V209H193V210H190ZM194 207V208H193ZM35 208V209H34ZM41 208V209H40ZM169 208V209H170ZM179 208H178V211H179ZM181 208H182V210H181ZM198 208V209H197ZM209 208V209H211V210H207V209ZM215 208V209H214ZM260 208V209H259ZM66 210H68V209H63L62 211H61V213H59L61 216H63V215H66V213H67V211ZM201 210V211H200ZM50 211V212H49ZM122 211V212H121ZM123 211H124V213H123ZM136 211V212H137ZM213 214H211L210 212ZM84 212V213H85ZM203 212V213H202ZM205 212V213H204ZM49 213H50V215H49ZM138 213H139V211H138ZM155 213V214H154ZM176 213V212H175ZM179 213V212H178ZM215 213V214H214ZM69 214V213H68ZM67 214V215H68ZM133 214V215H132ZM172 214V215H171ZM190 214H192L193 215V217H195L196 216V219L197 220H200V226H198V228L197 229H195V227H194V229L191 231V228L189 227V225H190V223L191 224H194L193 222H195V221H197V220H192L191 222H189L188 223V221L192 218L191 216L192 215H190V217H188ZM196 214V215H195ZM223 214L224 213H222V215L221 216H223ZM238 214H240V216H238ZM132 215V216H131ZM195 215V216H194ZM215 215V216H214ZM237 215V216H236ZM18 216V217H19ZM212 216V218H210V217ZM216 216H219L218 217V219L216 218ZM90 217V216H89ZM106 217V215L103 217H98L97 219V222H102L103 221V223L105 222L103 219H107V217ZM204 217V218H203ZM209 217V218H208ZM231 217H233V216H231ZM0 218H3V217H0ZM131 218V219H130ZM179 218H180V220H179ZM184 218H186L187 219V221H186V219L185 220H183ZM190 218V219H189ZM16 219H17V215H16ZM21 219H23L22 217H21ZM20 219V220H21ZM133 219V220H132ZM145 219V220H144ZM174 219V220H173ZM214 219V220H213ZM250 219L252 220V222L250 221ZM2 220V219H1ZM20 220H18V222L20 223L21 221ZM44 220V219H43ZM42 220V221H43ZM121 220V221H120ZM127 220H129V221H127ZM154 220H155V222H154ZM176 220H177V222H176ZM181 220H182V223H181ZM209 220V221H208ZM26 221V220H25ZM127 221V222H126ZM143 221V222H142ZM175 221V222H174ZM185 222V225H187L188 224V226H184V222ZM261 221H263L262 219H261ZM130 222V223H129ZM132 222V223H131ZM147 222H149L151 225H150V227H149V225H147L146 223ZM239 222V223H240ZM248 222V223H247ZM2 223V222H1ZM1 223H0V237L3 239H5V238H7V237H10V236H14V237H16V232H14V231H11L10 233L9 232H5L4 231V229H3V227H1ZM135 225H134V224ZM160 223V224H159ZM224 223V224H223ZM250 223V224H249ZM251 223H252V226H251ZM21 224V223H20ZM76 224V223H75ZM126 224H128V225H126ZM132 224H133V226H132ZM174 224H176L177 226H178V228H176L175 226L176 225H174ZM249 224V225H248ZM129 225H130V227H129ZM181 225V226H180ZM183 225V226H182ZM232 225V226H231ZM263 225V224H262ZM3 226V225H2ZM43 228L41 227V230H39V231H36V233H33V234H31L32 236L31 237H27L26 239L27 240H29V242H27L26 240H25V237H24V239L21 241L22 242V245L23 244H27V243H34V244H32V245H36L35 244V242H37V239L38 238H40L41 239V236H44L43 234H45L47 231L45 230V227L46 226H48V224L47 223H44L43 224ZM124 226H125V228H124ZM144 226V227H143ZM162 226V227H161ZM166 226H168V229H167V227L165 228ZM170 226V227H169ZM180 226V227H179ZM264 226V225H263ZM134 227V228H133ZM193 227V226H192ZM131 228V229H130ZM169 228H171V229H169ZM182 228H184V230L186 229V231H184ZM199 228H201V229H199ZM237 228V231H239V229ZM40 229V228H39ZM62 230H61V232L60 233H62L63 231H64V228H61ZM136 229H137V231H136ZM164 229V230H163ZM182 229V230H181ZM199 229V230H198ZM102 230V229H101ZM105 230V231H104ZM109 232H108V231ZM129 230V231H128ZM142 230V231H141ZM189 230H190V232H189ZM195 230V231H194ZM236 230V229H235ZM247 230V231H246ZM107 231V232H106ZM114 231V232H113ZM44 232V233H43ZM155 232V233H154ZM165 232V231H164ZM80 233V232H79ZM102 233V234H101ZM115 233V234H114ZM119 235H118V234ZM152 233V234H151ZM19 234V233H18ZM108 234V235H107ZM141 234V235H140ZM198 234L200 235L199 237H198ZM204 234V235H203ZM187 235V234H186ZM203 235V236H202ZM263 235V234H262ZM19 236V235H18ZM202 236V237H201ZM35 237H37V238H35ZM101 237V238H100ZM149 237V238H148ZM214 237H215V235H214ZM63 238V237H62ZM99 238H100V241H99ZM212 238V237H211ZM216 238V237H215ZM33 239L35 240V242L33 241ZM40 239H38L39 241H40ZM127 239V240H126ZM200 239V240H199ZM49 240H54V242H55V238L54 239H52V238H50ZM59 240H60V237L59 238H57L56 239V242H59ZM72 240V239H71ZM70 240V241H71ZM110 240V241H109ZM138 240H139V242H138ZM238 240L239 239H237V241L236 242H238ZM127 241H129L128 243H126ZM201 241V242H200ZM138 242V243H137ZM236 242H235V240L232 242V241H230V244L232 243V245H229V246H231L230 248H234L233 246L236 244ZM30 243V244H31ZM101 244V245H100ZM168 244H169V242H168ZM174 244L176 245V246H181V245H183V244H181V242H174ZM173 244V245H174ZM128 245H130V246H128ZM167 245V244H166ZM244 245V244H243ZM169 246H171V244H169ZM228 246V247H229ZM250 246V247H249ZM119 247V248H118ZM128 247V248H127ZM167 247H168V245H167ZM182 247V246H181ZM68 248V249H67ZM136 248V249H135ZM197 248H199V247H197ZM239 248H241V246H239ZM6 249V250H5ZM38 249V248H37ZM121 249V250H120ZM131 249V250H130ZM193 249H196V247H193ZM27 250V248L25 249V250H22L23 252H25ZM115 250V251H114ZM124 250H126V251H124ZM134 250V251H133ZM137 250V251H136ZM142 250H144V251H142ZM231 250V249H230ZM251 250H252V248H251V245H248V246H246V247H242V256H249L250 255V253H249V251L251 252ZM96 252V253H95ZM134 252V253H133ZM136 252V253H135ZM10 253V250L9 249H7V248H3V249H0V264H5V262L6 263H8V262H10L8 259L9 258H12V259H14L15 260V262L18 264L20 261H21V258H19V259H17V257L15 256V255H13L12 257H7V255ZM76 253V254H75ZM223 253H225L224 251L221 253V251L219 252V250H218V252L217 253H214V255H213V257L215 256V258H216V256H218V258H216V260L218 261V259L220 260V259H223V256L225 257L226 255L225 254H223ZM54 254V255H53ZM55 252L54 251H51L50 253H46L45 254V259H43V260H41V261H37V263L36 264H56L57 262V264H63V262H62V258H64V256L61 258L60 256H58V255H56L55 256ZM75 254V255H74ZM135 255V257H133L134 255ZM89 255H91V256H89ZM95 255V256H94ZM47 256H49V257H47ZM58 256V257H57ZM115 256V257H114ZM125 256V257H124ZM241 256V257H242ZM108 258V259H107ZM55 259H56V261H55ZM30 260H31V258H30ZM139 260H141V259H139ZM60 261V262H59ZM91 261V262H90ZM112 261V262H111ZM241 261V260H240ZM87 262V263H86ZM90 262V263H89ZM135 263L136 264H138L139 262H138V258H136L135 259ZM134 262H133V264H135Z\"/></svg>","mask_w":264,"mask_h":264},{"label":"water","instance_id":"water-1","mask_svg":"<svg viewBox=\"0 0 264 264\" xmlns=\"http://www.w3.org/2000/svg\"><path fill=\"white\" fill-rule=\"evenodd\" d=\"M213 102V99H209L208 101H207V104H210V103H212Z\"/></svg>","mask_w":264,"mask_h":264}]
</instances>
